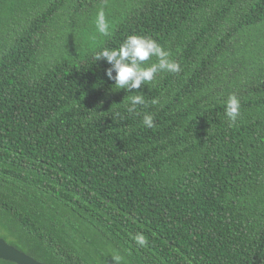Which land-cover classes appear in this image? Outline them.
<instances>
[{
	"label": "trees",
	"instance_id": "1",
	"mask_svg": "<svg viewBox=\"0 0 264 264\" xmlns=\"http://www.w3.org/2000/svg\"><path fill=\"white\" fill-rule=\"evenodd\" d=\"M87 1L0 0V237L43 264H264V0H90L107 36L65 15ZM133 34L181 71L129 113L95 54Z\"/></svg>",
	"mask_w": 264,
	"mask_h": 264
},
{
	"label": "clouds",
	"instance_id": "2",
	"mask_svg": "<svg viewBox=\"0 0 264 264\" xmlns=\"http://www.w3.org/2000/svg\"><path fill=\"white\" fill-rule=\"evenodd\" d=\"M95 27L99 34L107 36L110 33V24L106 19L103 8L97 11L95 16ZM152 57L156 58L155 63L146 65ZM95 60L106 61L110 67L104 70L108 80L114 81L118 89L127 90L134 93L129 97L130 105L127 108L129 113L135 111L137 105L145 104L142 92L132 90L141 89L142 85H147L153 81L156 74L160 72L178 73L181 71L179 63L170 59V54L156 40L142 35H128L117 48L104 47L95 54ZM115 73V75H113ZM153 103H156L153 100ZM225 115L231 123H235L240 115V99L230 94L225 101ZM143 124L147 128L154 126L153 116L145 114ZM139 247L147 244V238L142 232L131 236ZM115 264H120L121 257L115 256Z\"/></svg>",
	"mask_w": 264,
	"mask_h": 264
},
{
	"label": "water",
	"instance_id": "3",
	"mask_svg": "<svg viewBox=\"0 0 264 264\" xmlns=\"http://www.w3.org/2000/svg\"><path fill=\"white\" fill-rule=\"evenodd\" d=\"M0 260L8 261L14 264H43L24 252L9 245L0 237Z\"/></svg>",
	"mask_w": 264,
	"mask_h": 264
},
{
	"label": "rangeland",
	"instance_id": "4",
	"mask_svg": "<svg viewBox=\"0 0 264 264\" xmlns=\"http://www.w3.org/2000/svg\"><path fill=\"white\" fill-rule=\"evenodd\" d=\"M94 4L95 3L91 2L90 0H88L85 3L74 4V5H71V6L67 7L64 10V13H65L66 16H71L73 18L82 19V17L84 15H87L89 12L98 11L101 8L104 9V3L100 4L98 7H94ZM110 9L112 10V5L110 6ZM81 25H82V22H80V23H77V22H74V23L68 22V24H66V29L68 31H70V28L71 27H74V29H78ZM0 232H3V231L0 229Z\"/></svg>",
	"mask_w": 264,
	"mask_h": 264
}]
</instances>
